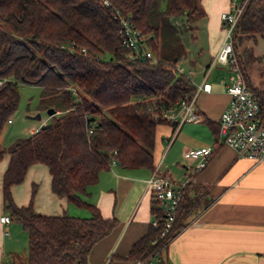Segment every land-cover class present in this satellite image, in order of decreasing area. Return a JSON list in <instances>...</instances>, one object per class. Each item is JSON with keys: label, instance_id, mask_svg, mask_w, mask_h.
<instances>
[{"label": "trees", "instance_id": "obj_1", "mask_svg": "<svg viewBox=\"0 0 264 264\" xmlns=\"http://www.w3.org/2000/svg\"><path fill=\"white\" fill-rule=\"evenodd\" d=\"M0 0V160L10 155L3 174L4 208L11 221L28 233L26 255L14 254L9 264H88L96 243L118 224L86 199L100 173L113 160L127 169L154 170L157 130L176 124L160 115L164 105L191 97L195 85L177 69L187 50L172 22H195L199 0ZM119 14L149 36L159 57L132 60L122 46ZM264 36V0H248L233 32V45L246 76L250 39ZM110 57L107 59L106 55ZM246 78V77H245ZM42 87L40 106L54 108L53 121L20 138L8 148L1 135L20 103L19 84ZM261 115L264 116V95ZM44 164L53 193L90 211L80 217L36 211L33 185L28 205L18 206L12 187L28 169ZM207 186L188 183L171 229L162 234L165 214L152 195V223L122 259L138 264L162 260L170 243L190 224L197 208L209 205Z\"/></svg>", "mask_w": 264, "mask_h": 264}, {"label": "crops", "instance_id": "obj_2", "mask_svg": "<svg viewBox=\"0 0 264 264\" xmlns=\"http://www.w3.org/2000/svg\"><path fill=\"white\" fill-rule=\"evenodd\" d=\"M199 1L202 14L193 23L197 32L205 37L206 46L201 45L200 48V57L205 56L203 76L196 80L195 72L190 73L195 86L205 81V71L224 42L221 15L229 10L231 2ZM246 47L251 50L245 70L246 80L255 93L264 95V36L257 35L250 39ZM216 67L211 69L206 79L212 84V90L201 91L197 97L196 107L201 121L183 124L177 133L178 136L188 125L182 134L185 151L216 146L203 170L191 174L188 168L194 166L195 162L184 166L189 183L207 186L204 198L211 202L193 211L189 226L170 243L162 260L153 259L155 264H264V161L254 162L238 155L227 145H216L219 119L230 102L224 80L231 72L227 66L220 65L218 68L227 71L215 73ZM39 129L34 127L31 132ZM171 133L170 125H162L157 130L154 151L157 163L162 143L164 139L168 141ZM196 138L200 140L194 142ZM9 159L10 155L5 154L0 160V218L9 215L4 208L2 190L3 174ZM163 173L173 178L168 171ZM151 174L152 170L147 168L127 169L111 163L108 170L100 173L98 182L89 188L90 195L86 199L96 204L104 217H116L118 224L94 245L88 255V264H132L122 257L128 255L132 245L147 233L149 225L154 222L152 192L147 186ZM34 184H37L34 200L37 212L45 215L68 213L90 216L89 210L72 208V203L66 197L53 193L51 175L44 164L32 165L24 181L12 187L18 206L29 204ZM15 222L3 223L0 220V264H9L22 246L20 238L23 234Z\"/></svg>", "mask_w": 264, "mask_h": 264}, {"label": "built area", "instance_id": "obj_3", "mask_svg": "<svg viewBox=\"0 0 264 264\" xmlns=\"http://www.w3.org/2000/svg\"><path fill=\"white\" fill-rule=\"evenodd\" d=\"M103 2L110 5L108 0H103ZM247 2L248 0H231L229 10L222 13V28L225 38L220 50L205 71V81L195 86V92L191 97H180L175 102L161 108L162 118L176 124L174 133L168 138L169 145L183 124L201 121V114L196 107L198 94L201 91L210 92L212 90V84L206 82L207 76L214 66L225 65L231 70V75L227 80H224L230 102L219 119L216 145H227L238 155L254 162L264 161V116L261 115V100L248 85L233 45V32L244 13ZM117 15L122 32V46L128 50V58L132 60L151 59L153 62H158L159 57L150 47L149 36L134 26L130 17H125L119 12ZM177 69L180 73H184V69L179 67V64ZM3 82L4 80L0 78V85ZM215 151L216 146L186 150L184 157L195 162L194 166L188 168L191 174L203 170ZM112 164H116V161L113 160ZM189 180L188 177L182 181H175L170 175L162 173L161 161H159L147 181L148 188L158 200L159 206L165 214L163 235L171 229L175 221L182 192ZM0 220L3 223L11 222L8 215L2 216ZM152 224L158 226L157 221ZM138 264H155V262L153 259H146Z\"/></svg>", "mask_w": 264, "mask_h": 264}, {"label": "rangeland", "instance_id": "obj_4", "mask_svg": "<svg viewBox=\"0 0 264 264\" xmlns=\"http://www.w3.org/2000/svg\"><path fill=\"white\" fill-rule=\"evenodd\" d=\"M172 22L176 25V29L178 30L181 40L187 50V58H183L178 62L179 67L184 69V74L188 77H190V73L192 71L195 72L197 75L195 79L197 80L203 76L205 56L200 57V48L201 45H203V47L206 46V39L197 32L194 23L186 22L185 17L173 18ZM109 57L110 55L107 54L106 58L108 59ZM195 61L196 63L194 64ZM216 66L219 67L220 65ZM218 67H216L215 73L222 70L227 71V69ZM229 75H231V72ZM192 77L193 76H191V78ZM211 81H213V77H211ZM19 91L20 103L18 110L11 116V121L6 124L2 132L1 143L4 148H8L20 138L29 137L33 134V132H31L32 128H41L53 121L52 116L48 112L49 108L40 106L42 93L41 86L20 83ZM38 115H40V118L37 117ZM187 126L188 125H185L184 129H182L178 136L176 135L177 137L174 138L170 148H168V141L164 139L162 149L160 151L161 155L158 159V162L161 161V172L163 173L164 171H168L172 174L175 181H182L186 179V169L184 166L194 163L184 157L185 146L182 138L184 136L182 134ZM197 140H200V138H196L194 142ZM71 206L72 208H78L77 210H82L74 204ZM14 224L23 234V237L20 238L22 246L19 247V254L26 255L28 250L27 231L23 229L20 223L15 222Z\"/></svg>", "mask_w": 264, "mask_h": 264}, {"label": "water", "instance_id": "obj_5", "mask_svg": "<svg viewBox=\"0 0 264 264\" xmlns=\"http://www.w3.org/2000/svg\"><path fill=\"white\" fill-rule=\"evenodd\" d=\"M48 112L51 116L56 114V110L54 108H50ZM37 117L40 118V115H38Z\"/></svg>", "mask_w": 264, "mask_h": 264}]
</instances>
